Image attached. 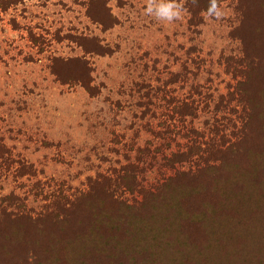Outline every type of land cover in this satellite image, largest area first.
Instances as JSON below:
<instances>
[{
  "label": "rangeland",
  "instance_id": "1",
  "mask_svg": "<svg viewBox=\"0 0 264 264\" xmlns=\"http://www.w3.org/2000/svg\"><path fill=\"white\" fill-rule=\"evenodd\" d=\"M180 2L184 11L168 22L146 14L148 0H100L91 7L89 0H0V197L39 210L53 193L95 196L98 178L133 173L141 186L174 173L156 167L141 173L146 160L138 152L153 138L135 106L143 92L134 85L144 79L131 70V57H145V77L163 90L155 91L165 98L159 113L192 109L198 115L214 111L210 99L219 102L216 97H227L234 84L225 58L242 47L264 58L258 0H221L219 18L191 14L188 2ZM95 12L109 29L92 21ZM94 36L120 50L82 56L92 70L91 86L99 89L92 96L79 82L59 81L53 68L58 58L82 55L80 45L92 47ZM219 109L229 117V108ZM221 122L219 129L229 127ZM176 142L174 152L190 140ZM160 155L154 150L157 162ZM118 194L139 198L121 187Z\"/></svg>",
  "mask_w": 264,
  "mask_h": 264
},
{
  "label": "trees",
  "instance_id": "2",
  "mask_svg": "<svg viewBox=\"0 0 264 264\" xmlns=\"http://www.w3.org/2000/svg\"><path fill=\"white\" fill-rule=\"evenodd\" d=\"M89 1L91 7L100 0ZM185 1L191 14L208 7V0ZM258 1L256 13L264 20V0ZM89 17L104 30L111 27L96 12ZM80 46L82 55L56 59L53 73L62 83L79 82L94 96L99 89L91 86L92 70L82 56L120 49L98 41ZM142 59H130L131 70L144 79L134 85L143 92L135 106L153 138L138 152L146 160L141 173L154 167L174 173L141 186L133 173L98 178L92 184L95 196L53 193L39 210L0 197V264H264L263 56L242 47L237 56L225 58V73L234 84L227 97L210 99L216 109L204 115L192 109L159 113L165 98L155 91L163 90L151 87ZM220 107L229 108V117ZM222 120L229 126L223 130ZM178 138L190 142L174 152ZM120 187L139 198L122 197Z\"/></svg>",
  "mask_w": 264,
  "mask_h": 264
},
{
  "label": "clouds",
  "instance_id": "3",
  "mask_svg": "<svg viewBox=\"0 0 264 264\" xmlns=\"http://www.w3.org/2000/svg\"><path fill=\"white\" fill-rule=\"evenodd\" d=\"M183 11L184 6L180 0H148L145 8L146 14L155 17L157 20L168 22L178 19ZM205 12L210 18H219L223 15L218 0H208V7Z\"/></svg>",
  "mask_w": 264,
  "mask_h": 264
}]
</instances>
